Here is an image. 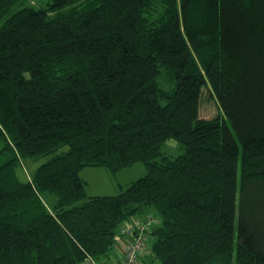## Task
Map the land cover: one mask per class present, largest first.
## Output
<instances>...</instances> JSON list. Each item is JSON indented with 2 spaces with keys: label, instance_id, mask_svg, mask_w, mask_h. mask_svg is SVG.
I'll return each instance as SVG.
<instances>
[{
  "label": "trees",
  "instance_id": "1",
  "mask_svg": "<svg viewBox=\"0 0 264 264\" xmlns=\"http://www.w3.org/2000/svg\"><path fill=\"white\" fill-rule=\"evenodd\" d=\"M27 1L0 0V264H109L147 215L159 264H264V0Z\"/></svg>",
  "mask_w": 264,
  "mask_h": 264
},
{
  "label": "rangeland",
  "instance_id": "2",
  "mask_svg": "<svg viewBox=\"0 0 264 264\" xmlns=\"http://www.w3.org/2000/svg\"><path fill=\"white\" fill-rule=\"evenodd\" d=\"M27 4H33V6L38 8H44L47 4V0H28ZM160 83L163 87H168V83L165 80V77L160 78ZM210 99V98H209ZM208 99V100H209ZM202 103L200 108V117L203 119H212L219 113V107L214 100ZM173 142H167L163 148V152L168 155H176L178 153L177 148L173 146ZM44 162L43 159H20V167L17 171L20 180H29L30 177H33L36 169ZM145 174V168L141 163L134 164L133 166L123 169L116 174H110L107 170L103 168H85L80 172V178L85 183L84 193L86 197L93 196H114L124 191L130 184L139 179ZM158 220L152 215H147L144 218H138L135 220L132 218L129 222L124 224L120 228V232L117 235L115 240V245L117 243L124 245V254L119 260V264L126 261L127 254V244L135 240V234L129 235L125 234V229L134 230L139 224L143 225L146 229V232H150L158 226ZM147 237H149L146 234ZM151 236V235H150ZM123 237V238H122ZM149 239L145 240V249L141 255L138 257V263L143 261L142 264H159L157 260L153 259L149 251ZM127 243V244H126ZM126 244V245H125ZM113 246V252L110 256H114V250L118 249V246ZM144 258V260H143ZM99 264L98 262H96ZM85 264V263H84Z\"/></svg>",
  "mask_w": 264,
  "mask_h": 264
},
{
  "label": "built area",
  "instance_id": "3",
  "mask_svg": "<svg viewBox=\"0 0 264 264\" xmlns=\"http://www.w3.org/2000/svg\"><path fill=\"white\" fill-rule=\"evenodd\" d=\"M125 234H135V240L131 243L127 244V254H126V261L122 264H137L138 263V257L142 254V252L145 249V240H146V229L141 224H139L138 227H136L134 230L131 229H125ZM118 237H116L117 239ZM115 239V240H116ZM86 264H97L95 261L87 260Z\"/></svg>",
  "mask_w": 264,
  "mask_h": 264
},
{
  "label": "crops",
  "instance_id": "4",
  "mask_svg": "<svg viewBox=\"0 0 264 264\" xmlns=\"http://www.w3.org/2000/svg\"><path fill=\"white\" fill-rule=\"evenodd\" d=\"M134 219V221L135 220H138V218H133ZM147 235H148V232L146 233ZM123 238V237H122ZM148 238H150V237H147L146 236V240L148 239ZM151 240V238L149 239V241ZM127 244V243H126ZM125 244V245H126ZM115 246H118V249H116V250H114V256H110V258H109V264H119V260H118V257L121 259L122 258V256H123V254H124V249H125V247H124V245H121V244H119V243H117ZM82 264H84V263H82ZM121 264V263H120Z\"/></svg>",
  "mask_w": 264,
  "mask_h": 264
}]
</instances>
